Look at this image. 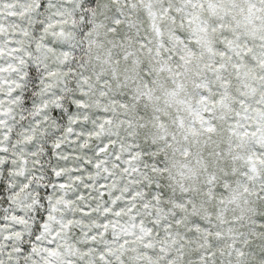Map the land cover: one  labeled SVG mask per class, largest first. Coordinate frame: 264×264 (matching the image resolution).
I'll return each mask as SVG.
<instances>
[{
    "label": "snow or ice",
    "instance_id": "1",
    "mask_svg": "<svg viewBox=\"0 0 264 264\" xmlns=\"http://www.w3.org/2000/svg\"><path fill=\"white\" fill-rule=\"evenodd\" d=\"M0 264H264V0H0Z\"/></svg>",
    "mask_w": 264,
    "mask_h": 264
}]
</instances>
